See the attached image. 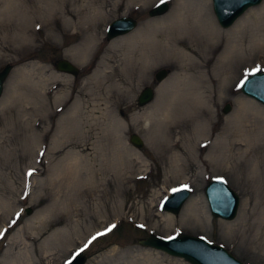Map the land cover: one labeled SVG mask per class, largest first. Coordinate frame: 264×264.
<instances>
[{"label":"rangeland","instance_id":"rangeland-1","mask_svg":"<svg viewBox=\"0 0 264 264\" xmlns=\"http://www.w3.org/2000/svg\"><path fill=\"white\" fill-rule=\"evenodd\" d=\"M165 1L169 4L167 12L151 18L149 11L161 0H86L87 5L103 7L97 27L89 32L97 34V42L87 58H82L78 50L86 34L77 19L72 20L74 28L64 29L53 8L46 9L41 20L31 9L25 25L22 16L17 22L26 26L27 41L20 44L11 38L14 30L5 31L11 20L0 16V71L6 65L12 66L0 97V264H25L26 256L32 264H64L102 232L105 234L83 250L85 264H143V256L137 262L134 259L146 252L157 257L159 264H189L139 244L151 237L184 235L220 246L243 264H264V231L258 225L264 198L246 194L235 180L219 175L207 161L239 99L251 100L264 109L240 91L244 78L264 73V59L259 51H252L238 65L242 68L237 67L233 95L212 106L206 139H197L193 154L182 150L181 165L170 169L163 154L169 156V144L177 141L160 137L152 147L146 140V133L157 125L162 103L169 100L168 83L173 73L169 57L157 62L142 80L134 66L120 71L121 50L107 46L105 34L110 22L130 17L137 25L128 36L139 34L147 38L154 30L152 23L158 21L155 37L159 42L164 37L169 39V29L163 28L160 21L173 14L177 1ZM67 2L76 9L85 1ZM209 9L219 29H228L219 26L211 1ZM263 14L264 0L240 18L260 17L258 20L263 23ZM103 54L109 56L110 76L92 77L95 70H105L99 65ZM59 60L71 62L79 70L78 75L57 71L55 63ZM213 62L214 59L207 70ZM160 70L168 72L161 83L155 79ZM145 88L154 91V99L139 107L137 98ZM58 95L65 98L57 101ZM8 98L7 105L2 106ZM227 105L229 111L224 113ZM112 125L117 126L122 145L140 158L122 163L121 172L126 178L123 182L113 181L109 173L106 185L81 184V212L75 215L71 212L73 201L70 202L74 192L63 188L74 167L72 161H67L77 157L84 169L100 165V158L91 159L95 153L101 157L112 151ZM177 131L174 129L173 133ZM131 135L142 139L140 149L129 142ZM181 145L174 148L180 147L179 154ZM212 179L223 180L239 196V209L232 221L216 220L210 214L203 192ZM178 186L187 187L190 194L181 212L177 216L170 214L173 223L169 226L161 217L164 212L160 205L169 191ZM189 203L195 205V210L184 218ZM114 214L121 215L113 217Z\"/></svg>","mask_w":264,"mask_h":264},{"label":"bare ground","instance_id":"bare-ground-1","mask_svg":"<svg viewBox=\"0 0 264 264\" xmlns=\"http://www.w3.org/2000/svg\"><path fill=\"white\" fill-rule=\"evenodd\" d=\"M84 1L75 9L71 8L67 0H0V16H7L11 20L5 31L10 33L14 30L11 38L20 44L27 41L24 25L26 15L31 9L32 14L41 20L44 11L53 8L57 15H60L59 22L65 26L64 29L74 28L76 25L72 24V20L77 19L86 34L78 50L82 58H87L97 42V34L93 35L89 32L97 27V21L103 14V7L95 4L87 5L86 0ZM132 1L135 0H129ZM136 1L144 3L149 0ZM176 1L173 14L160 21L163 28L167 31L169 29V39L165 40L164 37L163 42L157 40L155 27L158 21H154L152 23L154 30L147 38L133 34L112 39L107 44L111 49L121 50L120 71L134 66L138 78L142 80L148 77L157 62L162 63L169 57V65L173 68L168 83L169 100L162 103L157 125L151 133H146V140L152 147L156 146L160 137L165 140L169 136V142L174 139L177 141L172 145L169 144V156L163 154L165 161L169 162L170 169L181 165L184 158L182 150L193 154L197 139L200 137L206 139L207 126L212 122L213 117L212 106L233 95L236 73L242 68L238 65L247 60L252 51H259L261 59H264V17L263 23L258 20L260 17L238 18L239 20L237 19L230 28L221 31L209 9L211 0ZM21 16L24 25L19 26L17 22ZM66 17H69L70 21ZM107 58L109 56L103 54L99 64L105 67V70H95L92 77L110 76L111 66ZM213 59L211 69L207 70ZM9 90L11 92L13 89L10 87ZM58 98L62 100L65 97L58 95L57 101ZM8 101L9 98L2 103V106L7 105ZM225 122L226 125L218 137L217 144L212 147L213 155L208 156V163L216 167L219 175H226L235 180L246 194L264 198V109L251 100L239 99L235 112L227 117ZM174 129L179 131L173 133ZM116 130L117 126L112 125V151L104 152L101 157L94 152L96 155L91 160L100 158V165L84 169L77 157L67 161L68 163L72 161L74 167L69 183L67 182L63 188L74 192V198L70 195L72 197L70 202L73 201L70 207L73 208L71 212L75 215L81 212L78 203V198L84 194V191L80 190L81 184L106 185L109 173H112L110 177L113 181L123 182L126 178L121 172L122 163L137 161L140 158L137 153L122 145ZM179 139L182 141H178ZM178 143L182 144L181 154L178 153L180 147L174 149ZM172 149L175 152H171ZM235 174L238 177L234 178ZM249 187L251 190L248 189ZM194 210L195 205L189 203L186 205L183 217H189ZM163 212L164 215L161 217L165 224L170 226L173 217ZM114 215L113 217H118L121 214ZM258 225L264 231V212L260 215ZM142 256L143 264H159L158 258L152 257L148 252L139 254L134 259L135 262ZM25 264H32L27 256Z\"/></svg>","mask_w":264,"mask_h":264},{"label":"water","instance_id":"water-1","mask_svg":"<svg viewBox=\"0 0 264 264\" xmlns=\"http://www.w3.org/2000/svg\"><path fill=\"white\" fill-rule=\"evenodd\" d=\"M263 0H211L214 15L218 24L222 28H229L240 18L248 9L257 7ZM166 2L160 3L149 12V16H161L168 10ZM136 22L131 18H120L112 21L106 30L107 40H112L133 31ZM57 71L76 77L78 69L66 60H59L55 63ZM12 66L7 65L0 72V97L2 94L3 83L7 79ZM168 73L166 70H160L156 73L157 82H162ZM241 92L264 106V73H254L245 78L241 83ZM154 99V91L151 88H145L137 98V105L144 107L150 104ZM227 105L224 113L229 111ZM129 142L140 149L143 141L136 135H131ZM178 191H171L169 196L161 204V210L177 216L183 205L189 198L187 189L175 188ZM204 197L207 202L212 218L216 220L232 221L235 219L240 199L239 196L222 180L213 179L204 189ZM31 210H27L29 214ZM143 247L151 248L163 252L171 257L180 258L189 264H243L233 258L225 249L213 245L203 238L193 236H180L166 239L151 237L147 240L139 241ZM65 264H85V257L74 255Z\"/></svg>","mask_w":264,"mask_h":264},{"label":"snow or ice","instance_id":"snow-or-ice-1","mask_svg":"<svg viewBox=\"0 0 264 264\" xmlns=\"http://www.w3.org/2000/svg\"><path fill=\"white\" fill-rule=\"evenodd\" d=\"M165 2V0H161V3H164ZM257 70H259V69H257ZM173 191H178V189H173Z\"/></svg>","mask_w":264,"mask_h":264}]
</instances>
